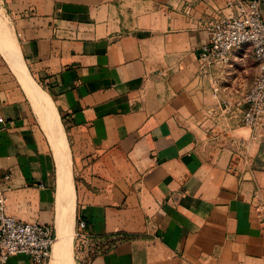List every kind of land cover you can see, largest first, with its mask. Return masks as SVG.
<instances>
[{
	"label": "crops",
	"instance_id": "obj_1",
	"mask_svg": "<svg viewBox=\"0 0 264 264\" xmlns=\"http://www.w3.org/2000/svg\"><path fill=\"white\" fill-rule=\"evenodd\" d=\"M228 1L0 0L70 153L65 197L49 119L0 47L6 209L53 226L48 264H264V130L254 138L220 105L252 82L233 68L241 49L257 65L239 48L210 75L199 70L208 22ZM79 219L101 240L90 256L76 253Z\"/></svg>",
	"mask_w": 264,
	"mask_h": 264
},
{
	"label": "built area",
	"instance_id": "obj_2",
	"mask_svg": "<svg viewBox=\"0 0 264 264\" xmlns=\"http://www.w3.org/2000/svg\"><path fill=\"white\" fill-rule=\"evenodd\" d=\"M227 11L208 22V41L199 53V70L202 75H210L217 67L226 66L232 53L239 48H247L257 65V73L247 92L240 98H220L225 114L239 118L242 125L258 137L264 130V7L261 0H230ZM220 88H215L218 94ZM0 121L3 119L0 118ZM244 156L250 143L241 141ZM10 174L0 178V264H8L11 257L25 255L30 264H48L56 241L54 228L38 222H26L7 213L5 185ZM257 215L264 222V196L260 189L255 192ZM101 240L89 230L86 220L77 223L75 248L77 255L90 256L100 251Z\"/></svg>",
	"mask_w": 264,
	"mask_h": 264
},
{
	"label": "bare ground",
	"instance_id": "obj_3",
	"mask_svg": "<svg viewBox=\"0 0 264 264\" xmlns=\"http://www.w3.org/2000/svg\"><path fill=\"white\" fill-rule=\"evenodd\" d=\"M1 19V18H0ZM14 35V34H13ZM0 47L3 52H6L8 57L14 61L17 68L23 73L20 74L23 84L28 89L30 95L32 96L33 101L44 111L45 116L49 119V128L53 134V147L55 148V154L58 161V170L60 183L64 192V195H68L71 187L72 181V169H71V160L69 148L66 143L64 133L60 127V124L54 121V116L52 112V102L49 97L44 94V92L39 88L34 80L26 72V68L20 65L19 62H22V57L20 56L16 40L12 36L10 30L8 29L7 22L4 23L0 20ZM22 55V54H21ZM20 60V61H19ZM22 60V61H21ZM72 190V189H71ZM72 194V191L70 192ZM70 194V195H71ZM69 197V196H68ZM71 197V196H70ZM62 243L59 239L56 243V247Z\"/></svg>",
	"mask_w": 264,
	"mask_h": 264
},
{
	"label": "rangeland",
	"instance_id": "obj_4",
	"mask_svg": "<svg viewBox=\"0 0 264 264\" xmlns=\"http://www.w3.org/2000/svg\"><path fill=\"white\" fill-rule=\"evenodd\" d=\"M4 11L2 8V5L0 3V20L1 22L4 21V23L7 22V20L4 17ZM8 26V23H7ZM9 29V27H8ZM244 53L239 54L238 56L240 57L239 61L234 63L235 65L233 66L236 76L241 77L243 82H251L253 78L255 77L257 73L256 66L253 63V60L250 58L249 53L246 52L247 50H242Z\"/></svg>",
	"mask_w": 264,
	"mask_h": 264
}]
</instances>
